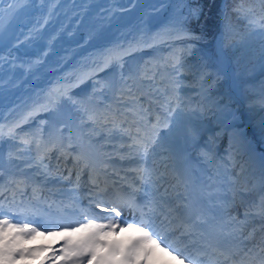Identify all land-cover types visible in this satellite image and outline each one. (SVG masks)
Here are the masks:
<instances>
[{
	"label": "rangeland",
	"instance_id": "1",
	"mask_svg": "<svg viewBox=\"0 0 264 264\" xmlns=\"http://www.w3.org/2000/svg\"><path fill=\"white\" fill-rule=\"evenodd\" d=\"M15 1H16L15 5L12 7V3L9 4L10 6L7 10L3 9V7H5L8 4H6L5 6L0 5V24H3V22H6L7 20L9 21L11 18V14L14 11L26 12V10H28V8H26V4H28L26 3V0H15ZM142 1L147 3L152 0H133L132 4L125 5V7H122L121 5L118 4L114 7L112 11L105 12V13L96 11L93 14L88 15L86 17L87 20H85L84 23L88 28L96 26V29H98L97 28L98 24L100 25V28H104V30L102 31H98V30H101V29H98L96 31L97 33H95L99 35L101 38L108 37L111 33L120 34V32H122V28H120L119 25L121 23H126V21L132 18L133 14L136 11H139L140 4ZM178 3L179 4L173 5L172 9L174 10V12L171 14L172 16L169 18V21H166V19H164L165 17H168L166 11H162V10L167 9L166 2L163 3L164 5L163 9L160 7L158 8L150 7V9L147 10V12H143V16H139L140 17L139 22L135 26V30H134L135 35L131 37V32H130V36L126 38L127 40H125L121 44H116V46L118 47L120 51H117L116 54L109 56V58L106 59V63L96 65L97 60L101 58L102 56L101 53H99V51H96L94 54V57L92 56H90V58L86 57L85 58L86 60H84L82 64L78 63L77 66H75L73 69H68L66 72H64L63 78L60 79L61 84L57 85V90L55 92L56 97L53 100V103H55V101H58L59 99L64 100L65 96H67L66 94H69V92L71 91V87L75 88V86H77V83L80 84L86 81L87 79H89V77L93 78V80L92 79L90 80L92 81L91 82L92 89L96 92V94L100 93L102 95H103L102 90H109L112 83L113 84L116 83V81H118L119 79L121 82H123L121 78H123L125 82L130 83L129 77L135 76V72L134 71L128 72L127 69L124 68L123 64H119V68H114L117 71L119 69L118 72L108 70V72H111V73L106 74L105 72L107 71L106 68L109 65L114 66L113 65L114 60H117L118 58H122L131 52H139V53L142 52L143 54H147L144 52V50H148L150 45L158 44L160 41L161 42L166 41L170 37H180V36L182 37V36L187 35V30L184 29V25L182 24L185 21H187L188 17L191 15L190 12L191 10H193V7H194V4H192L193 0H182V1H179ZM152 19L153 21H155L153 23L155 24L154 29H156V32L152 31V27L149 26V21ZM18 24L19 23H9L8 28L10 32L8 33L10 37L16 35V32L18 31ZM253 24L257 26L256 28L257 30H261L262 32H264L263 23H259L256 20H253ZM41 31L42 30H39L37 35L36 33H33L30 37L34 41H38L37 40L38 35L39 33H41ZM62 33L63 31L59 33L58 36L63 37L64 34ZM43 35H44V32L40 35L39 38L43 39ZM32 36H34L35 39ZM8 39L9 37L7 36V38H5L4 40L8 42ZM52 42H54V40H52ZM136 42H139L138 46H135ZM223 59H224L223 56L220 55V59L218 60L217 65H214V66L203 65L201 66L199 70L197 66L194 68V66H192L193 64L192 65L187 64L188 66L185 65L184 67L188 68L186 71H182L181 68H178L177 64H173L169 66L170 68L167 74H169L170 78L176 82L175 90H176L177 103L171 112L166 113L167 114L166 115L167 124L160 131H158L157 135L155 136L156 138L155 141H157V144L159 145V149H158L159 151H155L154 148H152V150L149 153V155L151 156L150 158H154L158 156V152H164L171 145L180 144L182 145V150L189 149L190 152H192V150H196L197 151L196 154L201 153L204 156V162H203L204 167L212 165L213 164L212 162L214 161L216 156H218V158L220 157L221 160L223 159L226 163L228 162L237 163L235 160L240 159L239 158L240 155H243L241 151H245V145L248 142L252 143V141L247 138V135L245 133H241L238 138L242 139L243 141L240 142L237 137L235 138L233 137V140L236 142L234 146L236 147L230 148L229 144L227 142L225 144V141L222 138L220 139L219 137H212L213 133L206 132L205 134L202 135L203 136L202 144H205L207 148L205 149L204 147L194 148L196 144L198 143L197 140L200 137H202L200 136V133L201 132L204 133L207 127L217 126V129L220 132L219 134L222 136L223 133L225 134L226 129L230 125V122H229L226 124V126L221 128V126H223V123L221 122L222 120L220 116L224 112L223 106L219 103V100L216 98V96L213 97V93H210L207 90L203 89L200 83L201 80H203L204 77H206L209 74L214 75L213 77H211V80H210L211 82H222V81L226 82V80H228V77L226 76L227 75L226 67L223 65V62H224ZM66 60L67 58H64L63 56L62 62L64 63V61L66 62ZM39 62L40 61L36 60V62L34 63L35 64L34 66L27 67V68L22 65H15L13 63H10V65L5 68L4 77L0 78V97L2 96V98H6L5 97L6 91L9 89L11 90V88L13 87V83L17 79H22L24 76H29L30 74H32L33 70L35 69L37 70L45 69L47 65L46 64L41 65L39 64ZM148 62L149 61H145V64H147ZM87 63L88 65L86 67L90 69L85 70L84 67H85V64ZM49 66H51V64ZM101 68H104L102 69L103 71L99 70ZM48 69H50V67ZM179 71H182V72L179 73ZM79 73H82V75L78 76L77 74ZM115 73L119 75L118 79L115 78ZM182 75L189 76V79L187 78L181 79ZM144 79L150 80L148 83L142 85V86H145V88H149L148 89L149 96L150 97L153 96L154 99L157 100L158 103L160 104L168 105L166 103L167 98L164 95V91H161V89L158 88L157 86L158 83H156L151 77L144 78ZM101 82L105 84H107V82L109 83L105 86V85H101L102 84ZM103 86L105 87L103 88ZM123 89H126V88H123ZM162 96L164 97L163 98L164 100L161 101L160 98ZM22 98H23V102L18 105L19 107L21 105L23 107L24 104L28 103L29 100L33 98L31 91L23 94ZM77 98L78 97H76V100ZM131 98H132L131 96L128 97V95H125L126 100H130ZM9 104H11L10 106H12L14 103L10 102ZM50 105L51 104L39 106V107H35L34 109H28V110H25L24 108L26 107H23L24 109L23 115L19 117L20 119L13 121L12 123H8L7 120L8 118H12L15 114H17L19 112V109L18 111L16 109H12L7 113V116H4V117L1 116L2 117L1 119L3 120L1 122L2 124L0 125V145L3 146L4 144L3 136L5 134L8 135L6 139L13 138L10 135H14V136L18 135L17 134L18 132L16 133V130L19 127L23 128L25 123L29 122L30 117H34V115L39 114V113L44 114L46 110L50 107ZM91 105L95 107L98 104L94 102L93 100L89 99L87 101L86 112L87 110L89 111ZM4 106H5L4 104L3 105L1 104L2 108ZM10 106L8 105V107ZM253 107L255 108L253 109V115L256 118L255 125L257 127L260 125L264 128V104L263 103L262 104L253 103ZM162 111L164 112L163 108H162ZM84 118L86 119L88 117L85 116ZM44 121H47L46 118ZM27 127H29L28 124L27 126H24L22 131L29 133L30 129ZM41 128L42 127L40 126L39 131L42 132L44 128L42 129ZM90 128L92 129L95 128V131L100 130V126H96V125H92L90 126ZM45 131H48V130H45ZM57 136L60 138L59 140L63 139L62 134L58 133ZM14 138L13 140L16 143L20 141ZM103 138H108V136L102 137V139ZM244 140L247 142H244ZM14 141L5 143L4 146L6 149L4 148L1 153H4V151L9 153L10 152L9 149L13 152L15 150L16 152L20 153L19 149H16L15 147L8 148V146H13L12 144ZM253 146L257 147V150L260 151L257 153H253L252 151V153L249 154L251 155V158H258V161H255L257 162L255 167L252 164H250L249 168H245L248 162L241 159L240 160L241 163L238 162V164H240L238 167V171H236V173L238 174L237 175L238 179H235L236 175L232 173L234 171V167L232 166L230 168L224 167V172L226 173L227 180L229 182L234 180L235 186L237 185L241 186L239 182L241 179L244 180L243 174L246 173L247 171L249 172L251 167L254 169V171L251 170L250 173L248 174L250 175L252 174L251 176H253L255 180L251 182L252 177L248 179L249 184L246 185V187L243 186L244 188L242 190V191L249 193V195L250 193L253 192V190H255L254 186L256 183H259L258 184L259 187L256 186L258 189L264 186V152L260 149L261 147L264 148V132L263 131L260 132L259 141L256 142L255 144L253 143ZM246 148L249 149L250 146L249 147L246 146ZM22 151L23 153H21V155L17 157V161L20 163V165L26 166L27 164L29 166L31 165V167L36 166L37 162L34 161L31 151H29L26 147L23 148ZM226 153L229 155H226ZM165 154L167 155L168 153L165 152ZM252 155L254 157H252ZM157 159L159 162H161L160 157ZM35 160H37V158ZM242 162L244 163L243 165H242ZM219 163H220L219 164L220 170H222L221 166L223 163L222 162H219ZM165 166L166 165L164 164V168ZM167 173H168V170L165 169V172L160 173L159 175L160 178L164 179ZM255 174L261 179L259 178L260 180H256ZM260 181L262 182V184L260 183ZM232 194L234 193L232 192ZM262 195L263 196L261 198L263 199L264 190L262 191ZM232 197L234 199L232 200L231 206L235 204L234 200L236 196L232 195ZM260 201L262 200L260 199ZM259 215H261L262 217L263 213L262 214L260 213ZM9 221L11 224H15L12 220H9ZM249 223H250V219L244 220L242 216L241 220L237 223V225L247 227ZM16 225H25V224L17 223ZM51 234H53V231L51 230L47 231L46 229L45 230L39 229L34 233L18 236L17 237L18 248H22V249L30 250V251L26 252V254L22 257H17L13 261V264H37V263L44 264V263H47L48 259H47V256H45V253L48 249L47 247H45V244L47 245V243H50V241L52 240ZM31 242H39L40 245L39 247L33 248L32 246H30ZM64 245H66L64 253H63L64 259H60V261L62 262L61 264H66L65 261L68 259L69 260L72 259L73 256L77 257L78 256L77 249L80 248L83 244L81 245L80 243L73 241L72 244L70 242L68 243V245L67 244H64ZM52 248L55 249L56 247L52 246ZM73 262H75V264L81 263V261L80 260L78 261L77 258H75ZM0 264H3V263L0 262Z\"/></svg>",
	"mask_w": 264,
	"mask_h": 264
},
{
	"label": "bare ground",
	"instance_id": "2",
	"mask_svg": "<svg viewBox=\"0 0 264 264\" xmlns=\"http://www.w3.org/2000/svg\"><path fill=\"white\" fill-rule=\"evenodd\" d=\"M13 1L0 0V5L5 6L8 4L3 7V9L7 10L10 6L9 4L12 3V7L15 5L16 1ZM179 1L182 0H152L147 3L142 1L139 11H136L132 18L126 21V23H121L119 25V27L122 28V32H120V34L111 33L108 37L101 38L95 33H97L96 31L98 29H101L98 31H102L104 28H100L99 24L97 27L98 29H96V26L88 28L84 23L85 20H87L86 17L96 11H100L102 13L110 12L118 4L122 7H125V5L132 4L133 0H26V3H28L26 4V8H28L26 12L14 11L11 14L9 21L7 20L6 22H3V24H0V78L4 77L5 68L9 66L10 63L22 65L27 68L34 66V63L36 60H38L40 61L39 64H46L47 66L43 70L35 69L29 76H24L22 79H17L13 83L11 90L9 89L6 91V98H2V96L0 97V125L2 124L1 122L3 120L1 118L7 116V113L12 109H16L17 111L19 109V112L12 118H8V123H12L13 121L20 119L19 117L23 115L24 109H34L35 107L52 104L56 97L55 92L57 90V85L61 84L60 79L63 78L64 72H66L68 69H73L78 63L82 64L84 60H86V57H94L96 51H99V53L102 55L101 58L97 60L96 65L106 63V59L109 58V56H112L116 54L117 51H120L116 44H121L127 40V34L130 32L131 37L135 35V26L139 22V16H143V12H147L150 7H160L163 9V3L166 2L167 9L162 11H166L168 17H165L164 19L169 21V18L172 16L171 14L174 12L172 9L173 5L179 4ZM153 22H155L153 19L150 20L149 26L152 27V31L156 32V29H154L155 24ZM9 23H19L17 31L18 33L16 32V35L12 37H10L8 33L10 32L8 28ZM39 30L44 32L43 39L39 38L43 33L41 31V33L38 35V41H34L30 36L33 33H36L37 35ZM62 31V34H64L63 37L58 36V34ZM7 36L9 37L8 42L4 40L7 38ZM56 36H58L60 40ZM32 37L34 38V36ZM52 40H54V42H52ZM138 44L139 42H136L135 46H138ZM63 56L64 58H67L66 62L64 61V63L62 62ZM47 62L49 65L51 64V66H49ZM87 65L88 63L85 64V70L90 69L86 67ZM49 67L50 69H48ZM226 72L228 75H230L228 67H226ZM77 75L80 76L82 73ZM43 88L45 89L43 91L44 93L40 94L39 92H41ZM29 91H31L33 98H31L28 103L23 105V107H26L23 109L22 105L20 107L18 105L23 102L22 95ZM10 102L16 105L13 104L10 106ZM1 104H4L5 106L2 108ZM8 105L10 107H8ZM58 129V125L54 124L53 133H57ZM71 131L73 132L72 135L74 139H79L80 142L83 143V146L87 147L88 142L84 140L83 137H81V132L78 130L75 131L73 129H71ZM209 131L206 128L204 133H200V136ZM32 138H34V136H32ZM172 150L174 152V148H172ZM251 160L246 164L248 167L245 166V168H249L250 164H253L251 163ZM243 164L244 163L242 162V165ZM160 166L163 168V165ZM251 170L254 171L252 167L250 168V171ZM23 171L29 172L31 174L33 173L29 166L24 168ZM250 171H247L243 174L244 180L241 179L239 182L241 186L238 185L236 187V204L239 202V205H249L251 201H258V198L260 197H255V195H252L254 192L250 193L249 195V193L242 191L244 188L243 186L246 187V185L249 184L248 179L252 177L251 182L255 180L254 177L251 176L252 174H248ZM170 178H172V175H170ZM259 178L260 177L256 175V180L261 179ZM260 183L262 184L261 181ZM258 184L259 183H256L254 186L255 190L257 191V187H259ZM258 194H261V192ZM150 202L151 201L149 199H146V202L142 204H144V207L148 205L150 206ZM262 218H264V215ZM102 225H112V227H109V231L116 232L113 221L110 218L107 219L106 224L103 223ZM53 229L52 241H61L63 237H66L67 241H72L73 238L83 235L80 241L82 242L87 241L88 237H90L93 233L98 235V232H101V229L89 227H79L76 229L60 228V230H57L55 227H53ZM129 231L132 232L130 229ZM252 238H255L254 244H260L259 242L262 240L260 235H257V237L252 236L251 240ZM83 244H85V242H83ZM263 244L264 243H262V245L260 244L262 248H264ZM114 246L116 248L118 247L117 244L101 247L96 242H88L87 247L89 250L93 251V253L97 254L99 250L104 251L102 252L101 256L97 254L93 262H87L85 264H105L107 262L122 264L124 259L117 255L116 251L113 252L112 249ZM247 247L250 248V246ZM153 256L157 260L167 259L172 264H180L170 254L168 255L161 250H154ZM101 257L104 258L103 261H101Z\"/></svg>",
	"mask_w": 264,
	"mask_h": 264
},
{
	"label": "trees",
	"instance_id": "3",
	"mask_svg": "<svg viewBox=\"0 0 264 264\" xmlns=\"http://www.w3.org/2000/svg\"><path fill=\"white\" fill-rule=\"evenodd\" d=\"M192 4L191 15L182 24L187 30L182 40L195 51H183L186 58L194 59L198 67L207 62L212 64L219 54L216 42L221 32L223 45L232 56L239 78L246 80L264 72V33L250 21L259 19V8L264 10V0H193ZM210 77L204 78L203 86L224 102L227 89L223 88V83L210 82ZM244 87L246 94H253L252 87Z\"/></svg>",
	"mask_w": 264,
	"mask_h": 264
},
{
	"label": "snow or ice",
	"instance_id": "4",
	"mask_svg": "<svg viewBox=\"0 0 264 264\" xmlns=\"http://www.w3.org/2000/svg\"><path fill=\"white\" fill-rule=\"evenodd\" d=\"M2 207V206H0ZM111 212L116 213V215H119V212L115 207L110 209ZM0 215H4L2 211H0ZM81 227H89V228H97V229H104L105 225H96L93 224L91 221L87 225H81ZM107 227H112V225H108ZM129 228H133L134 225L129 224ZM139 231H144V229H138ZM37 229L31 227L30 225H16L11 224L10 221L5 219H0V261L3 262V264H13V261L17 257H22L26 254V252L30 250H25L22 248H18V239L17 237L24 234H31L36 232ZM184 235V233H182ZM152 237L147 233L144 232V236L140 237L139 239L135 240L126 250L124 254V260L122 264H134V258L138 254L140 249V243L143 239H151ZM99 242L97 240V234L93 233L90 237H88V240L85 241L84 246L77 249L78 257L77 259L82 261L85 258H91L93 256V251L89 250L87 247L88 242ZM113 252L118 251L115 246L113 247ZM175 250V249H174ZM189 259H192V257H189ZM104 258L101 257V261H103ZM75 264V262H73Z\"/></svg>",
	"mask_w": 264,
	"mask_h": 264
},
{
	"label": "water",
	"instance_id": "5",
	"mask_svg": "<svg viewBox=\"0 0 264 264\" xmlns=\"http://www.w3.org/2000/svg\"><path fill=\"white\" fill-rule=\"evenodd\" d=\"M219 42H220V41H219ZM224 53H225V52H224ZM230 59H231V58L229 57V61H231Z\"/></svg>",
	"mask_w": 264,
	"mask_h": 264
}]
</instances>
